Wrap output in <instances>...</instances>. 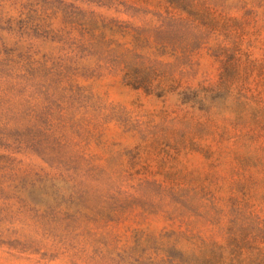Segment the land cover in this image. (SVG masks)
<instances>
[{
  "label": "rangeland",
  "instance_id": "374dc122",
  "mask_svg": "<svg viewBox=\"0 0 264 264\" xmlns=\"http://www.w3.org/2000/svg\"><path fill=\"white\" fill-rule=\"evenodd\" d=\"M0 264H264V0H0Z\"/></svg>",
  "mask_w": 264,
  "mask_h": 264
}]
</instances>
